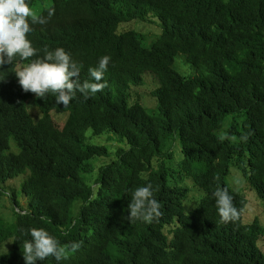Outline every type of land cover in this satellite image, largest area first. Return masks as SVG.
Returning <instances> with one entry per match:
<instances>
[{"label":"trees","instance_id":"1","mask_svg":"<svg viewBox=\"0 0 264 264\" xmlns=\"http://www.w3.org/2000/svg\"><path fill=\"white\" fill-rule=\"evenodd\" d=\"M28 2L48 18L28 37L38 57L62 47L81 65L80 81L94 82L89 68L110 56L109 87L88 99L77 92L64 107L52 94L39 99L22 90L14 73L19 57L0 67V200L1 185L27 174L21 192L30 207L18 211L9 195L14 220L0 218V253L8 241L11 250L0 264H25L24 232L33 227L61 245L82 242L66 259L37 264H264V222L246 220L249 202L228 180L239 169L264 201V0ZM138 21L161 32L150 47L133 28ZM182 56L195 73L177 71ZM147 72L159 83L150 93L155 113L131 101ZM54 112L68 115L62 130ZM87 130L122 145L90 143ZM94 159L104 162L94 166ZM148 183L162 215L130 221L132 192ZM217 187L233 196L238 220L221 222ZM190 192L200 196L193 211Z\"/></svg>","mask_w":264,"mask_h":264},{"label":"clouds","instance_id":"2","mask_svg":"<svg viewBox=\"0 0 264 264\" xmlns=\"http://www.w3.org/2000/svg\"><path fill=\"white\" fill-rule=\"evenodd\" d=\"M50 15L51 13H49V17ZM47 22L48 18L35 15L28 0H0V67L5 64H13L19 57L14 73L22 90L25 93L34 94L39 99L52 94L56 97V104L64 107L70 104L77 92L82 94L84 99H88L89 95L103 93L108 89L109 82L103 77L111 61L110 56L101 57L96 67L89 68L90 78L94 82L80 81L81 65L75 62L62 47L55 50L45 48L43 50L44 55L38 57V50L28 37L34 31V24L44 25ZM33 57L37 58L32 59ZM26 61L30 62L26 63ZM30 100L27 98L25 105ZM26 107L29 110L30 103ZM62 114L66 115L67 120V113ZM31 117L37 121L32 115ZM50 117L58 129L64 128L66 120L63 126L59 128L53 116L50 115ZM87 131L85 132V140L89 142L88 139H90V143H92L91 138L86 135ZM242 139H246V137H242ZM25 175L23 182L27 178V174ZM12 179L14 178L9 180ZM213 196L221 222H232L240 218L241 210L234 205V198L227 188L217 187ZM160 209L161 204L154 198L153 186L148 183L135 188L132 192L127 208L130 215L127 219L152 223L162 215ZM24 235L29 237L23 242L22 253L25 264H37V261H45L49 257H53L57 261L66 259L69 249L72 252L78 251L82 244V242H74L61 245L44 228L27 229Z\"/></svg>","mask_w":264,"mask_h":264},{"label":"rangeland","instance_id":"3","mask_svg":"<svg viewBox=\"0 0 264 264\" xmlns=\"http://www.w3.org/2000/svg\"><path fill=\"white\" fill-rule=\"evenodd\" d=\"M33 12L35 11L32 8ZM155 14V13H154ZM150 17V16H149ZM140 21H138L133 28L137 30V32L142 33L146 40L144 41V44L148 47L151 46V44L156 40V38L161 34V32L158 28L155 26H151L147 23H142L140 25ZM158 34V35H157ZM157 35V36H156ZM156 36V37H155ZM183 56L176 58L175 67L179 73H181L183 76H189L192 73H195L194 68L185 60H183ZM144 78V84L140 87H132L133 89L130 90L131 94V101L132 102H140L143 106H145L150 113L157 112V100L151 96V91L155 88L159 87V83L155 76H153L151 73L147 72L143 76ZM30 101L26 102V105H28ZM32 116L34 119H37L38 117V111L36 108H33L31 110ZM53 119L56 123V125L61 128L66 120V115L63 114H57L52 113ZM230 122L227 119L223 126L229 125ZM220 136L223 134L219 131L218 133ZM87 137L91 138L92 142H100L107 144L111 149L114 148L116 145H122V142H117V140L112 135H106V138L103 139H94V136L92 135V132L90 130L86 133ZM11 144L14 145L13 141H11ZM176 157L175 159L178 161V147L175 148ZM173 159V163H177V161ZM92 162H94V166H99L104 161L103 159H94ZM241 171L235 167H232V174L229 177V183L233 188L239 189L240 192H243L245 194L249 204H248V211L246 213V220L247 221H253L255 218L259 217L260 221L264 222V201L259 197L257 191L250 186V184L247 183V181L240 175ZM26 175L22 174L18 177L9 180L7 183L1 185L2 191L5 193L4 196L0 200V218L4 221L13 222L14 215H13V204L9 197V195L14 194L16 196L17 201L20 204V208H18V211H26L30 209L29 207V198L25 197L21 192V183L25 179ZM187 184L191 189H193V186L195 183L191 179L186 180ZM190 195L192 197V200L190 202V206L196 203L191 207L190 211H193L196 206L200 203V196L196 193H191ZM199 198V199H198ZM8 251L5 253H0V255L7 254L11 250V241L4 243Z\"/></svg>","mask_w":264,"mask_h":264}]
</instances>
